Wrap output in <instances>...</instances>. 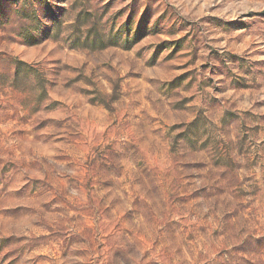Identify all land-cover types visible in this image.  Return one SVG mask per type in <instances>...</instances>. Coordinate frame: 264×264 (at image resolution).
I'll return each mask as SVG.
<instances>
[{
    "label": "rangeland",
    "instance_id": "374dc122",
    "mask_svg": "<svg viewBox=\"0 0 264 264\" xmlns=\"http://www.w3.org/2000/svg\"><path fill=\"white\" fill-rule=\"evenodd\" d=\"M262 9L0 0V264H264Z\"/></svg>",
    "mask_w": 264,
    "mask_h": 264
},
{
    "label": "clouds",
    "instance_id": "9594fccd",
    "mask_svg": "<svg viewBox=\"0 0 264 264\" xmlns=\"http://www.w3.org/2000/svg\"><path fill=\"white\" fill-rule=\"evenodd\" d=\"M261 11H264V9H262ZM238 15H239V13L232 15L231 17H229V19H236Z\"/></svg>",
    "mask_w": 264,
    "mask_h": 264
}]
</instances>
